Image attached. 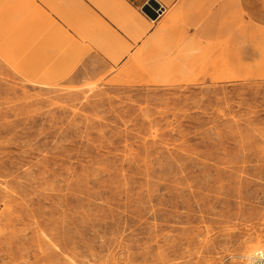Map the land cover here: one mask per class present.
I'll list each match as a JSON object with an SVG mask.
<instances>
[{"label":"rangeland","instance_id":"rangeland-1","mask_svg":"<svg viewBox=\"0 0 264 264\" xmlns=\"http://www.w3.org/2000/svg\"><path fill=\"white\" fill-rule=\"evenodd\" d=\"M220 1L124 51L0 0V264L264 253V0Z\"/></svg>","mask_w":264,"mask_h":264},{"label":"crops","instance_id":"crops-1","mask_svg":"<svg viewBox=\"0 0 264 264\" xmlns=\"http://www.w3.org/2000/svg\"><path fill=\"white\" fill-rule=\"evenodd\" d=\"M26 1L28 9L39 14L38 18L56 21V27L67 29L74 35L116 36L130 46L129 51L137 48L143 50L150 41L161 36L178 35L184 37V46L173 50L184 51L187 49L185 46L194 43L199 35L195 21L204 18L201 15L206 13L204 6L198 11L199 6L207 5L212 0ZM174 17L176 22L173 21ZM70 28H74V32Z\"/></svg>","mask_w":264,"mask_h":264},{"label":"bare ground","instance_id":"bare-ground-1","mask_svg":"<svg viewBox=\"0 0 264 264\" xmlns=\"http://www.w3.org/2000/svg\"><path fill=\"white\" fill-rule=\"evenodd\" d=\"M236 1H237V0H236ZM173 20H175V19H173ZM68 50H69V48H67L66 51H68ZM123 50H124V51H128V47L124 48ZM246 54H247V55H250V51H249V50H246ZM78 55H79V54H78ZM78 55H77V56H78ZM72 57H73V55L71 56L70 59H72ZM75 67H76V65H68V66L66 67V72H67V73H70L72 70L75 69ZM223 77H224V76H222L221 78H223ZM46 244H47V246H48L49 248H52L53 245H54L55 243H53V242H46ZM48 247H47V248H48ZM256 250H257V248L254 249V251H252V252H250V253H245V254H244L245 257L249 260V263H248V264H251L252 256H254L256 253L260 252V250H258L257 252H256ZM255 252H256V253H255ZM55 256H56V253H55V252L39 254V255L37 256V260H38L39 262H42L41 264H53V263H50V262L53 261V259H54ZM69 261H70V260H69ZM39 262H38V264H39Z\"/></svg>","mask_w":264,"mask_h":264},{"label":"built area","instance_id":"built-area-1","mask_svg":"<svg viewBox=\"0 0 264 264\" xmlns=\"http://www.w3.org/2000/svg\"><path fill=\"white\" fill-rule=\"evenodd\" d=\"M251 264H264V253L258 252L252 256Z\"/></svg>","mask_w":264,"mask_h":264},{"label":"water","instance_id":"water-1","mask_svg":"<svg viewBox=\"0 0 264 264\" xmlns=\"http://www.w3.org/2000/svg\"><path fill=\"white\" fill-rule=\"evenodd\" d=\"M149 5H150V7H151V5H152V2L151 3H149ZM147 11V10H146ZM147 13L148 14H150L148 11H147ZM153 17H155V15H152Z\"/></svg>","mask_w":264,"mask_h":264}]
</instances>
